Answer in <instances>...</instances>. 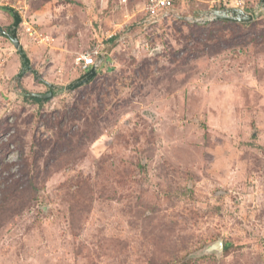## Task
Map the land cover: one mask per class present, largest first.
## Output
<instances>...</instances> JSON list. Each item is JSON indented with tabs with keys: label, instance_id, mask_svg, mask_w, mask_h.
I'll return each instance as SVG.
<instances>
[{
	"label": "rangeland",
	"instance_id": "rangeland-1",
	"mask_svg": "<svg viewBox=\"0 0 264 264\" xmlns=\"http://www.w3.org/2000/svg\"><path fill=\"white\" fill-rule=\"evenodd\" d=\"M147 1L32 0L20 78L0 32V264H264L263 0Z\"/></svg>",
	"mask_w": 264,
	"mask_h": 264
},
{
	"label": "water",
	"instance_id": "water-1",
	"mask_svg": "<svg viewBox=\"0 0 264 264\" xmlns=\"http://www.w3.org/2000/svg\"><path fill=\"white\" fill-rule=\"evenodd\" d=\"M263 4H264V0H263ZM11 13H12L14 23L10 28V32L6 33L2 31L1 28H0V32H2L4 35H7L9 37L10 41L15 46V48L17 49L22 59V71L18 75V77L20 78L23 75H25L27 71L31 69V65H30L29 57L26 54L24 47L22 46L17 36V29H18L19 24L21 23V19L15 11L11 10ZM189 20H191L195 24H207V23L218 22V21L235 22V23H251L254 21V16L240 9L228 8V9H223V10H213L208 13H205L204 18H199V19H194V20L189 19ZM101 62H102V59H101ZM97 73H98L97 66H94L88 73L84 74L80 79H78L75 82H72L70 85L66 87L61 86L57 90L55 86L50 85V88H51L50 92L46 94H30V97L40 99L41 101L51 99L57 96L58 94H62L67 91H72L78 87L85 85L92 78H94L97 75ZM219 246L221 250L222 242H219ZM214 249H216V246L215 248L213 247L210 250H214Z\"/></svg>",
	"mask_w": 264,
	"mask_h": 264
},
{
	"label": "built area",
	"instance_id": "built-area-1",
	"mask_svg": "<svg viewBox=\"0 0 264 264\" xmlns=\"http://www.w3.org/2000/svg\"><path fill=\"white\" fill-rule=\"evenodd\" d=\"M32 0H0V6H10L13 11H15L20 19L21 24H25V16L29 10V2ZM73 2H79L80 0H70ZM176 0H148L145 6V10L151 19H155L159 16L160 13L169 12L175 6ZM128 0H121V3H127ZM237 9V8H236ZM244 7L241 6L240 10H243ZM247 12V11H244ZM253 15V14H252ZM31 30V28L29 29ZM32 34V32L30 33ZM103 53V47L101 45H97L86 53L79 54V56L75 60L76 66L80 69V71L84 74L88 73L94 66H97L98 62H101V55ZM103 62V61H102Z\"/></svg>",
	"mask_w": 264,
	"mask_h": 264
},
{
	"label": "trees",
	"instance_id": "trees-1",
	"mask_svg": "<svg viewBox=\"0 0 264 264\" xmlns=\"http://www.w3.org/2000/svg\"><path fill=\"white\" fill-rule=\"evenodd\" d=\"M6 9H8V8H6ZM113 39H114V38H113ZM113 39H112V40H113ZM100 58H101L102 61L104 62V60H105V58H106V53L103 52ZM32 101H34V102H36V103H39V104L42 103V101H41L40 99H37V98H32Z\"/></svg>",
	"mask_w": 264,
	"mask_h": 264
}]
</instances>
